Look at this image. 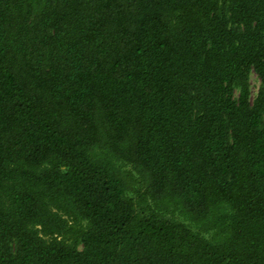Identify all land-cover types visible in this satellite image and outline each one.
Listing matches in <instances>:
<instances>
[{
	"label": "trees",
	"instance_id": "1",
	"mask_svg": "<svg viewBox=\"0 0 264 264\" xmlns=\"http://www.w3.org/2000/svg\"><path fill=\"white\" fill-rule=\"evenodd\" d=\"M0 264H264V0H0Z\"/></svg>",
	"mask_w": 264,
	"mask_h": 264
},
{
	"label": "rangeland",
	"instance_id": "2",
	"mask_svg": "<svg viewBox=\"0 0 264 264\" xmlns=\"http://www.w3.org/2000/svg\"><path fill=\"white\" fill-rule=\"evenodd\" d=\"M250 86H251V100L253 101L254 98L257 96L259 88L261 86V81L258 77V75L255 72H252L250 74ZM239 95V90H236V97Z\"/></svg>",
	"mask_w": 264,
	"mask_h": 264
}]
</instances>
